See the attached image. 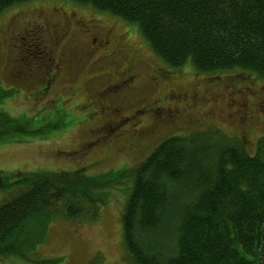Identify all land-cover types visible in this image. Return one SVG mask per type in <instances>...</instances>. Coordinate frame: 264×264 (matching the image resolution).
<instances>
[{
  "label": "trees",
  "instance_id": "trees-1",
  "mask_svg": "<svg viewBox=\"0 0 264 264\" xmlns=\"http://www.w3.org/2000/svg\"><path fill=\"white\" fill-rule=\"evenodd\" d=\"M30 1L0 0V15ZM70 1L136 25L170 68L191 61L212 78L233 73L232 89L245 96L232 101L233 113L244 117L251 77L264 78V0ZM7 96L0 88V105ZM32 123L0 108V144L43 140L62 124ZM259 144L251 155L247 132L237 139L210 129L168 137L139 165L97 177L86 169L0 172V259L15 255L29 228H39L43 241L62 210L69 220H96L110 201L106 190L126 185L121 223L133 264H264V138Z\"/></svg>",
  "mask_w": 264,
  "mask_h": 264
},
{
  "label": "rangeland",
  "instance_id": "rangeland-1",
  "mask_svg": "<svg viewBox=\"0 0 264 264\" xmlns=\"http://www.w3.org/2000/svg\"><path fill=\"white\" fill-rule=\"evenodd\" d=\"M36 9H63L67 13L75 12L89 20L99 21L109 28H116L128 42H132L137 50L143 52L151 64H143L135 71L136 74L140 73L142 76L138 83L142 84L143 90L131 93L128 97L131 102L142 100L141 98L153 99L158 93L162 94V90L167 92L168 89L165 88L159 91V86L169 85V81L175 80L177 84L186 89L196 86L202 90L207 86L218 84V79L222 82L233 75V73H220L221 77L212 78L214 77L212 74L198 73L191 61L180 68H170L157 57L136 25L129 24L109 13L97 11L90 6L76 4L70 0H32L13 5L0 15V88L9 96L3 100L0 108L11 119H32L34 127L57 121L62 124L52 130L43 140L0 144V165L5 166L3 169L0 168V172L8 174L42 171L55 173L86 169L88 176L97 177L109 171L116 172L139 165L168 137H185L194 132L210 129L220 130L230 138L237 139L247 132L250 142L252 141V146L250 148L247 146L248 151L251 155L257 152L260 140L264 138V92L261 93V107H258L259 100L251 102V98L248 99L244 117V112L233 113L236 111V105L232 102L234 100L232 95L228 100L220 93L219 101L213 102L216 106L210 100L200 97L196 101V107L188 111L191 113L188 121L182 120L177 125H171L172 120L175 119L170 118L168 123L162 124L154 134L147 138L148 141L144 147L141 146L140 140L134 139L128 142V147L123 151H119L121 145L117 149L114 146L110 149L111 152L104 151V153H100L95 148L84 149L86 142L98 136L100 119L90 118L87 110L92 109V106L94 110H97L95 106L98 104L93 105L94 99L91 98L101 88L102 82L85 85V90L75 94L60 90L64 85H80L84 81V72L75 70L71 81H62L53 87L48 97L40 98L34 94L37 92L41 78L46 73L44 67L14 73L15 68L8 50L9 40L14 35H4L3 31L8 29L14 20L27 19ZM70 30L75 39H78L76 49H84L87 41V38L83 37L86 35L85 29L81 26L80 30L76 27ZM14 32L16 33V28ZM30 44L26 40L25 45L19 43L17 46L25 52L35 54ZM42 50L40 46L37 52ZM153 65L160 68L162 73L157 71ZM251 78L257 86H264L263 77L253 75ZM216 89L218 86L209 88V90ZM255 94L256 91L252 92V95ZM58 95L62 98L54 105L50 104L49 100ZM120 100L115 102L121 104ZM173 102L172 107H175V103H184L175 100ZM164 104L166 105L167 101ZM147 121L146 125L151 123L152 119L148 118ZM128 181L131 183L132 178ZM126 187L122 185L106 190L110 194V201L100 206L99 216L94 221L86 218L69 220L62 210L52 221L43 241L37 242L40 236L39 228H37L38 231L36 227H33L22 232L21 238L24 241L13 246L15 255L1 258L0 264H133L126 254L121 223V213L130 192L126 190L128 189ZM5 197L4 191L0 190V204ZM32 247L34 249H31Z\"/></svg>",
  "mask_w": 264,
  "mask_h": 264
},
{
  "label": "flooded vegetation",
  "instance_id": "flooded-vegetation-1",
  "mask_svg": "<svg viewBox=\"0 0 264 264\" xmlns=\"http://www.w3.org/2000/svg\"><path fill=\"white\" fill-rule=\"evenodd\" d=\"M81 26L85 29L86 35L83 37L87 38V41L84 49L77 50L75 46L78 39L71 34L70 28L76 27L80 30ZM3 32L4 35H14L9 40L8 50L15 74L33 68H45L46 73L34 94L36 97H48L55 85L62 81H71L75 70L84 72V81L80 85H64L60 90L75 94L85 90V85L102 82L101 88L91 98L94 99L93 105L98 104L95 106L97 110H94V106L87 110L90 118L100 119L98 136L86 142L84 149L95 148L104 153L111 152V148L115 146L117 149L121 145L119 151H123L128 147V142L134 139L140 140L141 146L144 147L147 138L162 124L168 123L172 114L177 113L182 119H190L191 113L188 111L196 107V101L200 97L213 103L219 101L220 93L228 100L234 93L233 99L236 102L240 103L243 99L240 94H243L244 90L239 94L232 87L226 88L225 83L220 84L218 89L206 93L205 89L209 90L208 87L202 90L196 86L186 89L174 80L169 81V85L159 86V91L165 88L168 89L167 92L162 90L163 93H158L153 99L141 98L142 100L131 102L128 100L129 95L143 90L142 84L138 83L142 76L135 71L143 64L151 63L143 52L137 50L116 28H109L99 21L89 20L75 12L67 13L63 9H36L25 20L18 18L12 21L10 27ZM26 40L31 43L35 54L25 52L17 46L19 43L25 45ZM40 46L43 50L37 52ZM153 66L162 73L160 68ZM161 77L163 79L162 75ZM251 84L250 95L246 100L249 98L251 102L259 100L258 107H261L264 86ZM231 90L233 93L230 94ZM255 91L257 95H251ZM61 98L62 96L58 95L52 97L49 102L54 105ZM116 100H120L121 104H117ZM174 100L184 103H175V107H172ZM213 105L216 106L214 103ZM97 114L99 115L96 116ZM148 118H151L152 122L146 125Z\"/></svg>",
  "mask_w": 264,
  "mask_h": 264
},
{
  "label": "water",
  "instance_id": "water-1",
  "mask_svg": "<svg viewBox=\"0 0 264 264\" xmlns=\"http://www.w3.org/2000/svg\"><path fill=\"white\" fill-rule=\"evenodd\" d=\"M219 82V83H218ZM218 84H216V85H214V86H220V84H222V83H225V87L226 88H231L237 81L235 80V79H225V80H223L222 82H221V80L220 79H218ZM210 84V83H209ZM207 86V85H206ZM214 86H212V85H210V86H207L208 88H212V87H214ZM210 90H208V89H205V92L207 93V92H209ZM234 94V93H233ZM233 94H232V97H233ZM235 95V94H234ZM252 95V94H251Z\"/></svg>",
  "mask_w": 264,
  "mask_h": 264
},
{
  "label": "crops",
  "instance_id": "crops-1",
  "mask_svg": "<svg viewBox=\"0 0 264 264\" xmlns=\"http://www.w3.org/2000/svg\"><path fill=\"white\" fill-rule=\"evenodd\" d=\"M3 167H5V166H1V165H0V168H2V169H3Z\"/></svg>",
  "mask_w": 264,
  "mask_h": 264
},
{
  "label": "bare ground",
  "instance_id": "bare-ground-1",
  "mask_svg": "<svg viewBox=\"0 0 264 264\" xmlns=\"http://www.w3.org/2000/svg\"><path fill=\"white\" fill-rule=\"evenodd\" d=\"M193 65V64H192ZM194 66V65H193Z\"/></svg>",
  "mask_w": 264,
  "mask_h": 264
}]
</instances>
